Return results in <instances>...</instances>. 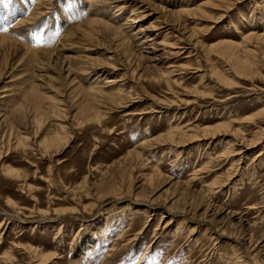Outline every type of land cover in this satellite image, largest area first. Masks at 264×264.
Segmentation results:
<instances>
[{
  "label": "rangeland",
  "instance_id": "obj_1",
  "mask_svg": "<svg viewBox=\"0 0 264 264\" xmlns=\"http://www.w3.org/2000/svg\"><path fill=\"white\" fill-rule=\"evenodd\" d=\"M217 1L0 0V264H264V0Z\"/></svg>",
  "mask_w": 264,
  "mask_h": 264
},
{
  "label": "bare ground",
  "instance_id": "obj_2",
  "mask_svg": "<svg viewBox=\"0 0 264 264\" xmlns=\"http://www.w3.org/2000/svg\"><path fill=\"white\" fill-rule=\"evenodd\" d=\"M107 1H109V0H107ZM111 1V3L112 4H115L116 2H118V0H110ZM219 1V0H218ZM217 1V2H218ZM226 2H227V0H225ZM229 2V1H228ZM231 2V1H230ZM108 3V2H107ZM214 3H216V2H214ZM125 4V3H124ZM216 4H218V3H216ZM216 4H214L215 6H216ZM128 5V4H127ZM219 5V4H218ZM217 5V6H218ZM220 6V5H219ZM218 6V7H219ZM221 7V6H220ZM200 8V7H199ZM120 9H122V7H120ZM119 9V10H120ZM121 11V10H120ZM133 16V15H132ZM129 17V16H128ZM137 18V17H136ZM136 18L135 17H133V18H131V16L128 18V21L130 20V19H132V22L131 21H129V22H126V24H128V23H134V22H136ZM100 21V20H99ZM102 24L103 23H105V22H102V21H100ZM107 24H109V23H107ZM125 24V23H124ZM125 24V25H126ZM132 25V24H131ZM127 29V28H126ZM140 30V29H139ZM139 30H138V32H139ZM137 31V30H136ZM137 32V33H138ZM130 33V32H129ZM136 32L135 33H133L132 35H136L137 34ZM139 34V33H138ZM249 34H251V33H249ZM254 33H252L251 35H253ZM136 37V36H135ZM249 37V35L247 36V38ZM250 37H252V36H250ZM259 37V36H258ZM261 38V37H260ZM155 38L153 37V38H151V37H148V38H146V39H144L142 42L141 41H139V46L141 45L143 48H147V46H149V47H151L152 45H151V41H153ZM246 39V38H245ZM253 39V38H252ZM256 40H258L257 38H256ZM137 43V42H136ZM152 43H154V41L152 42ZM137 44V45H138ZM146 45V46H145ZM222 46V45H221ZM247 46V45H246ZM232 47V46H231ZM235 47V46H234ZM249 47V46H248ZM141 49V48H140ZM226 49V48H225ZM229 49V48H228ZM232 51H233V48H232ZM247 51H248V53L249 52H251V50L249 51V49L247 48V50L245 51L246 53H247ZM230 53V52H229ZM235 53H236V51H235ZM232 53H230V55H231ZM246 55V54H245ZM248 55V54H247ZM239 56V55H238ZM232 57H233V55H232ZM247 58V57H246ZM239 59V58H238ZM237 60V59H236ZM241 60V59H240ZM242 62V61H241ZM240 65V64H239ZM241 66H242V64H241ZM245 69V68H244ZM95 87V86H94ZM224 128V127H223ZM174 134H172V136H173ZM171 139H173V138H171ZM262 154V153H261ZM260 153L258 154V156L259 155H261ZM115 196V195H114ZM117 196V195H116ZM117 198H118V196H117ZM120 199V198H119ZM136 200H138V199H136ZM174 206V205H173ZM170 209H172L173 210V208H171V207H169ZM169 222V221H168ZM195 229V228H194ZM59 233L58 234H60L61 233V229H60V231H58ZM255 260V259H254ZM258 262V261H257ZM262 264V263H261Z\"/></svg>",
  "mask_w": 264,
  "mask_h": 264
}]
</instances>
